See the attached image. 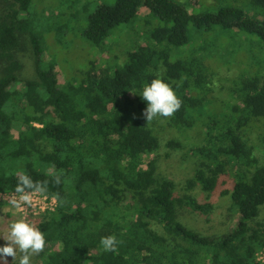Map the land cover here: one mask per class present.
<instances>
[{"label": "trees", "instance_id": "obj_1", "mask_svg": "<svg viewBox=\"0 0 264 264\" xmlns=\"http://www.w3.org/2000/svg\"><path fill=\"white\" fill-rule=\"evenodd\" d=\"M56 7L0 0V190L15 191L24 173L48 181L46 194L58 200L35 224L47 243L33 264H263L264 0ZM73 20L100 51L109 39L125 49L124 32L133 49L63 73L51 53L72 44ZM145 29L150 41L142 44ZM157 74L182 107L147 123L141 95ZM167 126L183 134L166 139ZM189 131L197 139L190 148ZM180 158L193 160L183 186L167 173ZM215 196L230 199L227 230L204 233L184 222L190 207L207 223ZM108 235L122 241L118 252L103 250Z\"/></svg>", "mask_w": 264, "mask_h": 264}, {"label": "rangeland", "instance_id": "obj_2", "mask_svg": "<svg viewBox=\"0 0 264 264\" xmlns=\"http://www.w3.org/2000/svg\"><path fill=\"white\" fill-rule=\"evenodd\" d=\"M84 1L85 0H37L39 8H43L48 11L51 10L54 13H57L59 11V9H57L56 6H62V4L64 5L66 2H68L74 5L76 4V7L79 8ZM190 1L195 2V0H190ZM40 10H38V12H40ZM147 12L148 10H146L145 8L141 9L140 17L144 16ZM135 23L133 22L129 26L134 27L135 25H137ZM126 27L124 26L121 31H123ZM68 28L69 29L67 31V35L71 37L72 44L71 45L64 44L62 47H60V51L58 53H54V52L51 53L53 55L51 60L53 62L57 61L60 63V64L58 63V65H60V67H63V73L73 72L74 71L73 68H80L81 65H84L89 58L94 59V58H99L100 56L101 57L104 56L112 59H115L116 57L118 59H123L125 57V55L123 54V52H126L125 49L127 50L133 49V44L130 41H128L129 39L128 32H124L121 34L122 36H120L121 42H123L121 44L122 46H124L125 49L117 47V43H116L117 41H115V39H109L106 42V45L103 47V51H100L101 50L100 48H98L97 46H93L90 42L84 39L81 30L78 28V24L74 20L68 22ZM147 33H149V30L147 29L142 30L140 43L147 44L150 41V37H149L150 35H148ZM250 45L251 42L246 40L243 46L244 48H249ZM58 47L59 46L54 48H58ZM217 48H219V46H217ZM66 51H70L69 53L71 54V56H67V55L66 57L63 56L66 53ZM26 60H27L26 62L28 68L27 72L31 73L32 64L29 59ZM99 63L102 64V61H99ZM60 79L62 80V76H60ZM218 88L219 87L215 89L214 94L215 96L222 98L223 93L225 92L219 93L218 91L220 89ZM182 134L183 133L178 128L167 126V128L163 130L162 135L164 138L168 139L171 137H179ZM184 134H185L184 135L185 138L187 137L188 139L185 140L186 145L187 147L190 148L193 142L197 140L196 136H194L196 134L195 132H191V131L185 132ZM183 153L180 154V157L183 155ZM191 161L193 162V160L191 159L189 161V159L183 160L180 158V160H178L179 163L176 166L174 165L173 168H171V170L167 172L168 175L172 179H174V181L180 186H183L184 184L183 182L186 180V178L190 176V173L192 172L190 170ZM193 194L197 198H199L200 201L207 200L205 198V193H203V191L200 188H197L193 192ZM210 200L216 205V209L214 210L213 214L210 216L207 223H205L206 217L198 215V213L193 212V210L190 207L184 210L182 214V219L192 228L201 230L204 233L222 232L227 230L229 225L232 224V222L229 220L227 216L228 206L230 205L229 197L215 196ZM19 210L20 209H17L11 206L10 204L0 203V234H6L8 231V226L12 222V220L18 219L21 216L27 217L34 224H36V222L40 218L38 217L34 219V217L27 216L23 214L21 210L20 211ZM5 243L6 241L3 239L2 235H0V246H4ZM262 258L264 259V256L261 257V260ZM7 260L10 261L9 263L11 264L13 262V257L9 256ZM35 261H36V256L32 257V264Z\"/></svg>", "mask_w": 264, "mask_h": 264}, {"label": "clouds", "instance_id": "obj_3", "mask_svg": "<svg viewBox=\"0 0 264 264\" xmlns=\"http://www.w3.org/2000/svg\"><path fill=\"white\" fill-rule=\"evenodd\" d=\"M141 97L147 102L143 112L147 123L157 117L169 118L182 107V100L172 84L165 82L159 74L144 85ZM53 183L59 185L61 176L56 175ZM47 191L48 181H34L28 174L17 173L15 194L9 203L17 209L24 205L33 206L34 195ZM0 235L6 241L4 246H0V264H8L9 256L13 257V264H32V257L43 252L47 243L45 233L25 216L12 220L7 233ZM120 243L122 241H118L115 235L103 236L100 240L106 252H118Z\"/></svg>", "mask_w": 264, "mask_h": 264}, {"label": "built area", "instance_id": "obj_4", "mask_svg": "<svg viewBox=\"0 0 264 264\" xmlns=\"http://www.w3.org/2000/svg\"><path fill=\"white\" fill-rule=\"evenodd\" d=\"M15 194V191H3L0 190V203L10 204L9 201L12 196ZM58 205V200L54 196H50L46 193L36 194L33 197V206L24 205L21 208V212L27 216H32L34 219L40 217L41 215L54 211ZM19 210V211H20ZM264 256V250L260 254L259 259ZM261 262L264 264V259L262 258Z\"/></svg>", "mask_w": 264, "mask_h": 264}]
</instances>
